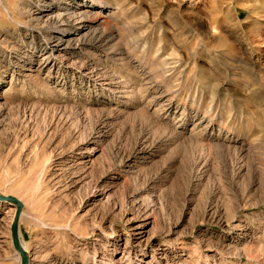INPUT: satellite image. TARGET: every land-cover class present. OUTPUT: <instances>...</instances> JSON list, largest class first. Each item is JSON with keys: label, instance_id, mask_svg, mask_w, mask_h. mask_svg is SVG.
Masks as SVG:
<instances>
[{"label": "rangeland", "instance_id": "1", "mask_svg": "<svg viewBox=\"0 0 264 264\" xmlns=\"http://www.w3.org/2000/svg\"><path fill=\"white\" fill-rule=\"evenodd\" d=\"M0 194L28 264H264V0H0Z\"/></svg>", "mask_w": 264, "mask_h": 264}, {"label": "water", "instance_id": "2", "mask_svg": "<svg viewBox=\"0 0 264 264\" xmlns=\"http://www.w3.org/2000/svg\"><path fill=\"white\" fill-rule=\"evenodd\" d=\"M0 201H9L11 203H15V212L12 218V222L10 224V236L13 248L19 254L20 263L21 264H28V256L27 253L22 249L19 244V237H18V220L22 209V203L15 197L10 195H1L0 194Z\"/></svg>", "mask_w": 264, "mask_h": 264}, {"label": "bare ground", "instance_id": "3", "mask_svg": "<svg viewBox=\"0 0 264 264\" xmlns=\"http://www.w3.org/2000/svg\"><path fill=\"white\" fill-rule=\"evenodd\" d=\"M98 3V2H97ZM39 163V162H38ZM36 163V165L38 164ZM40 173L39 174H33L32 177L30 178V181L29 183L27 184V186L31 189V190H38L39 188V185H40ZM7 201L6 203L7 204H12L13 206H15L16 204L15 203H11ZM46 202H42L40 199H38L37 201V211L38 212H41V211H44V208L47 207V204H45ZM51 206V205H50ZM44 212L41 213V216H43ZM54 213L51 214V216H54L53 215ZM40 224H43L44 225V222L42 220L39 221ZM46 225H48L47 223H45ZM19 244L20 246L22 247V249L27 253V247L22 243V241L19 239ZM21 264V263H20Z\"/></svg>", "mask_w": 264, "mask_h": 264}]
</instances>
